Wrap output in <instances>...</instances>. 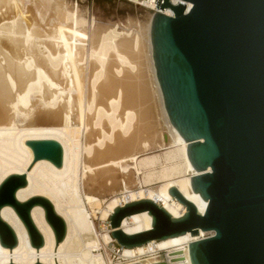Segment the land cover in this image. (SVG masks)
<instances>
[{
  "label": "bare ground",
  "instance_id": "bare-ground-1",
  "mask_svg": "<svg viewBox=\"0 0 264 264\" xmlns=\"http://www.w3.org/2000/svg\"><path fill=\"white\" fill-rule=\"evenodd\" d=\"M19 3L20 0H0V183L9 174H24L29 168L25 173L27 184L16 190V200L25 201L35 195L47 198L63 218L65 234L57 242L54 261L55 238L42 206L32 205L30 210V219L43 239L36 249L30 245L27 231L13 208L3 205L0 218L16 238L15 246L10 248V263L33 264L37 250V262L41 264H106L101 252L93 253L101 246L94 226L97 213L101 219H109L118 205L146 198L157 202L172 217H181L186 206L169 193L171 186L203 213L207 201L190 185V177L199 171L187 156L188 143L169 120L156 78L150 39L152 15L146 22V32L143 31V45L139 36L132 38L135 27L130 21L128 26L93 25L89 41L92 61L89 57L87 72L92 79L85 85L87 79L80 77L85 32L77 36L84 19H77L64 0L58 8H50L48 0H32L31 6L40 14L36 13V20L41 27L33 29L28 11L22 18H15ZM163 11L172 15L169 7ZM142 59L147 60L163 125L153 115L155 107L147 103L149 82L142 71L134 69L144 66ZM84 88L90 94L88 107L95 114L86 118L83 131L73 118V107L78 101L74 104L72 94H80ZM39 139H54L61 144L60 168L48 159L33 162V151L25 141ZM156 145L172 149L137 160L138 154ZM153 181L164 183L153 190L149 187ZM107 195L110 199L105 201ZM111 231L110 226L99 235L105 253L115 246ZM211 233L200 230L191 236L187 231L135 247H122L121 251L131 257L174 246L184 249L182 255L191 264L189 242ZM86 239L95 243H87ZM151 254L148 263L152 262ZM8 263L9 247L0 245V264Z\"/></svg>",
  "mask_w": 264,
  "mask_h": 264
},
{
  "label": "water",
  "instance_id": "water-1",
  "mask_svg": "<svg viewBox=\"0 0 264 264\" xmlns=\"http://www.w3.org/2000/svg\"><path fill=\"white\" fill-rule=\"evenodd\" d=\"M167 7L172 15L162 12ZM150 39L164 107L199 171L190 177L191 188L207 206L199 213L171 186L169 193L186 206L183 216L172 217L157 202L142 198L112 210L110 234L130 248L187 231L191 236L212 231L189 242L191 264H264V0H162L152 14ZM25 144L33 162L43 158L61 167L57 140ZM25 173L9 174L0 183V208H13L37 249L43 239L30 210L42 206L55 238V261L64 220L41 195L16 200V190L27 184ZM15 244L12 229L0 218L8 264ZM33 264H41L37 250Z\"/></svg>",
  "mask_w": 264,
  "mask_h": 264
},
{
  "label": "rangeland",
  "instance_id": "rangeland-1",
  "mask_svg": "<svg viewBox=\"0 0 264 264\" xmlns=\"http://www.w3.org/2000/svg\"><path fill=\"white\" fill-rule=\"evenodd\" d=\"M60 1L61 0H48V6L50 8H56L58 5H60ZM64 1L66 3V6H68L69 9L72 10V14L77 19H81L82 18L85 21V24L80 26L79 27L80 30L78 29V32H77V36H80L82 33L85 32V37H86V41L84 43L85 49L82 52L83 53L82 55H84V56L82 57L83 60H81L82 67H83V71H82L83 74L81 73L82 75H80L82 80L87 79V80H85V85H86V83L88 81L91 82V79H92V77L87 76V72H89L90 62L92 61V58L90 56V51H89V49H91V47H89L90 46V42L89 41H90V32H92L94 24H95V28L100 26V25L108 27V25H111L113 23L119 24V25L128 26L129 25V21H130V24L131 23L133 24V28L135 27L134 28L135 30L131 34V35H133L132 38L139 36V38L137 37L138 41L139 42L140 41L143 42V43L140 42L142 45L145 44V40H144L145 39L144 38L145 37L144 32H146L145 31V29H146L145 25H146V22L149 20L150 14L152 15V12L150 10H147V9H145L143 7H140V6L136 5V4H133V3L129 2V1H127V0H64ZM31 3H32V0H20L19 6L17 7V9L15 11V18L18 19V17H20V16H21L20 18H22L23 16H25V14L28 11V13L30 14L28 22L31 23L30 25H31V27L33 29H34V27L36 29V28L39 27L38 26L39 23L36 20V16H38L39 12L36 10V8L34 6H31ZM62 7L63 6H61L60 9ZM62 9H64V7ZM36 13H38V14H36ZM66 20L68 21V19H66ZM135 20H137V21H135ZM141 25H142V27H141ZM136 27L138 28V30L142 29V30H140L139 34H138V30H137ZM39 28L41 30V27H39ZM134 33L135 34L137 33V35H135ZM140 33H142V35ZM143 49H144V46H143ZM86 50L88 52H86ZM89 57L91 58V61H90ZM144 61L146 62V64H145ZM140 62L144 66L137 67V68H134V69H137V71L138 70L142 71L144 73L143 75H145L146 82H149V83H147L148 84L147 87H148L149 94H150V96H149L150 100L147 103L150 106H153V108L155 107L156 110L153 109L154 110L153 115H154L155 119L160 121V123H162L161 125H163L164 124L163 123V118H162V115L159 113L161 111H160V108L158 107L159 105H157L158 104V99H157V96H155L156 94H155L154 89H153L154 86H153V84H152V82L150 80L149 69H148V67H146L147 60L142 59V61H140ZM142 68H144V69H142ZM146 71H148V72H146ZM150 89H152L153 91L150 90ZM84 91H85V88H84V90L80 91V94H75V93L72 94V99L74 101V104H75V102L78 101L77 102V107H73L74 108V110H73V112H74L73 113L74 114L73 118H74V120L77 119V124L80 125L81 129H83L86 126L85 123L88 120L86 118L88 116L92 115L93 112H94V111H92L93 109L90 110V108L88 107L90 105V102H91V100H89L90 99V97H89L90 94H88L87 91H85V92ZM151 93H153V94L151 95ZM73 97H75V98H73ZM152 98H154V100H152ZM88 108H89V110H88ZM89 111H92V112H89ZM155 112H156V114H155ZM156 115H157V117H156ZM160 116H161V118H160ZM87 127H89V125ZM84 130H85V128L83 129V131ZM180 146L181 145H178L176 147H180ZM155 147L150 149V150H146V151L141 152L140 154H138V159L137 160H140L143 157L145 158V157H148V156H151V155L163 154L166 151H168L169 149H172V147L171 148H164V147H161V146H158V145H156ZM163 183H164L163 181H153V183L150 184L149 187H151L153 190H157L159 188V186L161 184H163ZM104 199H105V201L106 200L108 201L110 199V195L105 196ZM105 205L106 204L104 203L101 206L103 207ZM94 226H95V230L97 232L96 237L98 236L97 239L99 240V245L101 243V246H100V249H98V250H96L97 249V247H96L93 253L97 254V253L101 252L103 254V257H104V259L106 261V264H107L108 259L109 258H113L114 256H113V253L111 251H110V253H105V250H104L105 249V244L102 243V239H101L100 236H101V234H104V232H106L108 229H110V224H108V219H105V220L101 219L100 218V214L97 213V217L94 219ZM86 242H87V239H86ZM87 243H93L94 244L95 241L93 242V240H88ZM113 243L116 246H118V247L120 246L118 243H116V241H113ZM111 245L112 244L110 243L106 248L109 250L111 248L110 247ZM66 252H67V250H65V252L63 251L62 253L64 254ZM113 259H115V258H113ZM161 264H163V263H161Z\"/></svg>",
  "mask_w": 264,
  "mask_h": 264
},
{
  "label": "built area",
  "instance_id": "built-area-1",
  "mask_svg": "<svg viewBox=\"0 0 264 264\" xmlns=\"http://www.w3.org/2000/svg\"><path fill=\"white\" fill-rule=\"evenodd\" d=\"M133 4H136L140 7H143L147 10H150L153 12L158 10V4L159 2H162V0H127ZM171 3L172 0H170ZM164 12V11H162ZM165 13V12H164ZM115 245V244H114ZM122 246H114V248L111 250L113 253V258L110 259L109 264H188V262L185 259V256H183L184 249L178 248L174 246H170L167 248L162 249H156L154 251L149 250V252H144L136 256H124L122 255ZM149 253H152V262H147V257Z\"/></svg>",
  "mask_w": 264,
  "mask_h": 264
}]
</instances>
